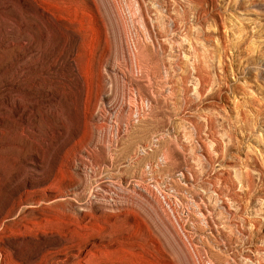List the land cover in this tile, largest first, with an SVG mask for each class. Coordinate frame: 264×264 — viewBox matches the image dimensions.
<instances>
[{"label":"rangeland","instance_id":"rangeland-1","mask_svg":"<svg viewBox=\"0 0 264 264\" xmlns=\"http://www.w3.org/2000/svg\"><path fill=\"white\" fill-rule=\"evenodd\" d=\"M40 7H71L75 23ZM17 76L42 110L24 125L12 114ZM82 213L96 235L129 228L106 213L143 220L129 228L137 253L119 264H264V0H0L3 264H27L29 239L56 242L45 219L65 233Z\"/></svg>","mask_w":264,"mask_h":264},{"label":"bare ground","instance_id":"bare-ground-1","mask_svg":"<svg viewBox=\"0 0 264 264\" xmlns=\"http://www.w3.org/2000/svg\"><path fill=\"white\" fill-rule=\"evenodd\" d=\"M45 1V0H44ZM50 2H51V0H50ZM63 2V1H62ZM64 2H67V1H64ZM54 3H56V2H54ZM58 3H59V0H58ZM50 4V3H49ZM54 5V4H53ZM63 5V4H62ZM35 6V5H34ZM40 6V5H39ZM49 6V5H48ZM47 6V7H48ZM51 6V5H50ZM58 6V5H57ZM71 6V5H70ZM73 6V5H72ZM33 7V6H32ZM32 7H31V9H32ZM53 7V6H52ZM55 7H56V4H55ZM58 7H60V5L58 6ZM63 7H64V5H63ZM67 7V6H66ZM74 7V6H73ZM41 9H43L44 7H40ZM30 9V10H31ZM36 9V8H35ZM39 9V8H38ZM44 9H46V8H44ZM74 9H76V8H74ZM29 10V9H28ZM32 10H34V9H32ZM37 10V9H36ZM78 10V9H77ZM81 10V9H80ZM43 11H45V10H43ZM42 11V12H43ZM88 11H90V10H88ZM28 13H29V11H28ZM27 13V14H28ZM31 13V12H30ZM45 13H47V14H49V15H51V17H52V19H55V21L58 19L59 21H60V19L59 18H62L63 19V21L65 20L67 23H73L76 19H75V17L73 18V15H74V10L72 9L71 10V7H70V9L68 8V9H66L65 10V13H59V15L60 16H58V14H56V12L55 11H52V10H50V9H46V11H45ZM44 13V14H45ZM58 13V12H57ZM32 14H33V12H32ZM83 14H84V12H83ZM88 14V13H87ZM30 15V14H29ZM37 14H35V16H36ZM40 15H41V13H40ZM31 16H33V15H31ZM42 16V15H41ZM44 16V15H43ZM42 16V17H43ZM57 16L59 17V18H57ZM50 17V16H49ZM39 18V17H38ZM37 18V19H38ZM41 18V17H40ZM77 18H79V17H77ZM31 19V18H30ZM42 19V18H41ZM46 19H47V16H46ZM45 19V20H46ZM51 19V18H50ZM80 19V18H79ZM79 19H78V21H79ZM44 20V21H45ZM49 20V19H48ZM25 21V20H24ZM42 22H43V20H41ZM17 22V21H16ZM21 22V21H20ZM27 22V21H26ZM25 22V23H26ZM30 22V24H29V31L27 32V31H25V32H27V34L29 35V42H31V44H34V42H33V40H34V38H36V37H38V36H36V32H38V31H35V28L36 27H39V25H40V23H38L36 20H31V21H29ZM40 22V21H39ZM58 22V21H57ZM18 23V22H17ZM50 23V22H49ZM56 23V22H55ZM75 23V22H74ZM54 24V23H53ZM52 24V25H53ZM65 24V23H64ZM16 25V24H15ZM19 25V24H18ZM17 25V26H18ZM28 24L26 23V25L25 26H27ZM48 25V24H47ZM56 25V24H55ZM59 26H60V24H58ZM43 26V25H42ZM64 26V25H63ZM23 27V26H22ZM21 27V28H22ZM44 27V26H43ZM52 27V26H51ZM72 27V26H71ZM16 28V27H15ZM14 28V29H15ZM39 28H41V26L39 27ZM38 28V29H39ZM45 28H47V27H45ZM44 28V29H45ZM48 28H49V26H48ZM57 28H60V27H57ZM64 28V27H63ZM66 28V27H65ZM27 29V28H26ZM25 29V30H26ZM53 29V28H52ZM75 29V28H74ZM22 30H24L23 28H22ZM40 30V29H39ZM49 30H50V28H49ZM61 30H62V28H61ZM70 31V27L69 26H67V28H66V30H64V31ZM71 30H73V29H71ZM77 30V29H76ZM78 30H79V28H78ZM18 31V30H17ZM44 31V30H43ZM53 31V30H52ZM57 31V30H56ZM55 31V32H56ZM63 31V32H64ZM67 31V32H68ZM44 32H46V31H44ZM70 32H73V31H70ZM20 33V32H19ZM43 33V32H42ZM47 33V32H46ZM48 33H50L51 34V32L49 31ZM54 33V32H53ZM59 33H60V31H59ZM69 33V32H68ZM17 34V33H16ZM21 34H23V33H21ZM26 34V35H27ZM45 34V33H44ZM76 34V33H75ZM15 35V34H14ZM37 35H39V34H37ZM49 35V34H48ZM79 35V34H78ZM20 36V35H19ZM19 36H17L18 37V39H20L19 38ZM23 36H24V34H23ZM76 36V35H75ZM16 37V38H17ZM74 37V36H73ZM78 37V36H77ZM13 38H15V37H13ZM40 38H42V37H40ZM25 39V38H24ZM24 39H20V40H24ZM27 39V38H26ZM25 39V40H26ZM37 39V38H36ZM45 38H43V40H44ZM47 39V38H46ZM28 40V39H27ZM27 40L25 41V42H27ZM39 40V39H38ZM45 41V40H44ZM12 42H13V39H12ZM42 42V41H41ZM14 43V42H13ZM35 43H36V41H35ZM15 44H16V42H15ZM20 44V43H19ZM30 44V43H29ZM38 44V43H37ZM36 44V45H37ZM24 45V44H23ZM27 45V44H26ZM39 45V44H38ZM15 46V45H14ZM17 46V45H16ZM33 46V45H32ZM16 48H18V47H16ZM29 48H31V46L29 47ZM28 48V49H29ZM33 49L35 50L36 48L35 47H33ZM72 55V54H71ZM23 58V57H22ZM22 61V60H21ZM69 62V61H68ZM25 63V62H24ZM16 64V63H15ZM18 65V64H17ZM19 66V65H18ZM26 66V65H25ZM24 68V67H23ZM24 70V69H23ZM21 71V70H20ZM27 71V70H26ZM30 71V70H29ZM15 72V71H14ZM18 72V71H17ZM23 72V71H22ZM20 73V72H19ZM42 73V72H41ZM15 74H17V73H15ZM21 74V73H20ZM25 74V73H24ZM24 74H22L23 76H24ZM36 74V73H35ZM19 75V74H18ZM29 75H30V73H29ZM28 75V76H29ZM32 75H34V74H32ZM36 76H37V74H36ZM39 76V75H38ZM30 77H31V75H30ZM40 77V76H39ZM13 78H15L14 79V82H13V84H14V93H13V112L14 113H12V114H14L15 116H17L16 118H17V120H22L23 121V123H22V125H24V122H25V120L26 119H28V116H30L29 115V113L30 112H32L33 110H35V108H38V107H40L38 104V107L36 106V102L33 104V106H31V105H29V103L28 102H30L31 101V99H29L30 97H29V93H27V92H25V90L24 91H21L20 90V82H22L21 80H20V77L19 76H17V77H13ZM25 78V77H24ZM35 78H37V77H35ZM46 78V77H45ZM45 78L43 77V79H42V81H44L45 82ZM29 79V78H28ZM38 79V78H37ZM49 79V78H48ZM24 80H26L27 81V79H24ZM30 80V79H29ZM28 80V81H29ZM35 81V80H34ZM39 81V80H38ZM42 81H41V83H42ZM33 82V81H32ZM36 82V81H35ZM49 83V82H48ZM30 84V83H29ZM28 84V85H29ZM36 84V83H35ZM35 84H33V86L35 85ZM44 84V83H43ZM45 84H47L46 82H45ZM24 85H25V83H24ZM30 85H32V84H30ZM36 85H40L39 84V82H38V84H36ZM44 86V85H43ZM23 87V86H22ZM28 87V86H27ZM36 87V86H35ZM35 87H33V88H35ZM29 88V87H28ZM30 89H31V87H30ZM27 91V90H26ZM32 91V90H31ZM28 98V99H27ZM12 99V98H11ZM29 100V101H28ZM37 100V99H36ZM38 101V100H37ZM40 101V100H39ZM42 102V101H41ZM31 103V102H30ZM41 105V104H40ZM31 107H33V108H31ZM8 109H12L11 107L10 108H8ZM39 109V108H38ZM39 110H41V109H39ZM36 111V110H35ZM42 111V110H41ZM40 112V111H39ZM38 112V113H39ZM34 113V112H33ZM42 113V112H41ZM41 116V115H40ZM85 117V116H84ZM30 118H31V116H30ZM29 118V119H30ZM17 122H19V121H17ZM26 124V123H25ZM65 125V124H64ZM25 129H26V127H25ZM59 130H61V128H59ZM62 131V130H61ZM61 131H59V132H61ZM23 132V131H22ZM25 134V133H24ZM22 135V134H21ZM23 136V138H24V136L25 135H22ZM27 136H28V134H27ZM30 136V135H29ZM26 137V136H25ZM84 156V152H83V154H81V156H80V158L81 157H83ZM82 159V158H81ZM146 186V185H145ZM144 193L142 192L141 193V195L143 194V195H145L148 199H150V206H152V204H155V203H157V205L159 204V199H161V198H158V195L149 187V188H146V187H144ZM138 193V192H137ZM140 193V192H139ZM61 195V194H60ZM59 195V196H60ZM100 195V194H99ZM145 197V198H146ZM147 199V200H148ZM92 201L91 200H89V203H91ZM148 202V201H147ZM148 202V203H149ZM151 202H153V203H151ZM155 206H153V208H154ZM158 208V207H157ZM155 209V208H154ZM13 210V209H12ZM130 211V210H129ZM132 211V210H131ZM130 211V212H131ZM96 213V212H95ZM104 213V212H103ZM132 213H133V211H132ZM102 214V213H101ZM82 215L83 216H81L82 217V220H81V224H83V225H79L77 222H79V218H78V216L76 217V219L75 218H72L71 216H68L67 215V221H65V223L68 225V224H70L71 226L68 228V229H66L67 231L64 233V231L63 230H61L58 226H55L54 224H56L57 223V221L56 220H58V219H56L55 217L56 216H52V217H48L49 219H45L48 223H50L51 225H49L48 226V228L47 229H50V230H43V231H50V232H52V234H53V237L56 239V242L54 243V242H51L50 243V239L49 240H46L45 241V243L43 244V245H41V242L39 243V245H37L39 248L37 249L36 248V244H37V240L36 239H29L30 241H29V244H30V247H29V256H28V263L27 264H45V262H46V264H119V262L121 263V260H122V258L124 257V256H127L129 253H134V251H132L133 250V248H134V246L137 244L138 245V237L139 236H141V235H139V232H137L136 231V229L134 230V229H129L131 226H133L134 224H139L140 222H142L143 220H141V218H138V217H135V216H133V215H127V214H124V213H122L121 215H122V217L123 218H121V217H119V215H117V214H105L104 216H105V220H104V222H109V223H111V224H116L117 222H119V223H122V224H124V225H126L127 224V226L129 227L128 228V230H124V231H120V230H116V229H105L104 231H103V233H99V234H95V233H91L90 231L91 230H87L88 228H86V227H84V223L85 222H88L89 220H90V218H91V216L89 215V213L88 214H86V213H82ZM103 215V214H102ZM51 216V215H50ZM96 216V215H95ZM144 216V215H143ZM37 217V216H36ZM42 217V216H41ZM46 217V216H45ZM57 217H58V215H57ZM140 217H142V214L140 215ZM35 218V217H34ZM34 218H32V219H34ZM78 218V219H77ZM97 218V217H96ZM98 218H99V216H98ZM146 218H147V216H146ZM162 219H160V220H162L165 224H166V226H167V224H168V222H167V215L166 216H162L161 217ZM28 220V221H30L32 224H30V223H27L26 224V226H25V228L26 229H28V230H30L31 228H34V230L37 228L35 225H37V224H39L38 223V219L37 218H35V220ZM101 219V218H100ZM100 219H98V220H100ZM142 219H143V217H142ZM145 219V218H144ZM147 219H149V218H147ZM147 219H146V222H148L147 221ZM42 221H44L43 219H41ZM75 220H77V222L75 221ZM158 220V219H157ZM159 220V221H160ZM97 221V220H96ZM103 222V223H104ZM151 222V221H150ZM161 222V221H160ZM97 223V222H96ZM98 223H100V222H98ZM106 223H104V224H106ZM180 223V222H179ZM41 224V223H40ZM101 224V223H100ZM148 224V223H147ZM43 225H46V223H44ZM60 225V224H59ZM66 225V226H67ZM92 225V224H91ZM150 225V224H149ZM152 225H154V224H152ZM42 226V225H41ZM40 226V227H41ZM66 226H65V228H66ZM87 226H88V224H87ZM47 227V226H46ZM92 227V226H91ZM97 227V226H96ZM114 227V226H113ZM148 227V226H147ZM167 227H169V225L167 226ZM43 228H45L44 226H43ZM102 228V227H101ZM115 228V227H114ZM123 228V227H122ZM151 229V230H153V227L151 228V226H149L148 227V229ZM90 229V228H89ZM96 230V229H95ZM139 230V229H138ZM42 231V230H41ZM97 231V230H96ZM144 231V230H143ZM155 231H157V230H153V232H155ZM167 231L169 232V234L173 237V239L175 240V242H176V245H178V247H180V249H182V250H184L183 252H185V251H187V250H189V246H188V242H187V240L185 239V237H187V236H184L180 231H179V229L178 228H176V227H174L173 229H172V231H173V234H171V232L167 229ZM99 232V231H98ZM167 232V233H168ZM43 233V232H42ZM144 233V232H143ZM156 233V232H155ZM159 233V232H158ZM158 233H156L155 235H158ZM45 234H48V233H45ZM51 234V235H52ZM145 234V233H144ZM149 234V233H148ZM161 234V233H160ZM159 234V235H160ZM168 234V235H169ZM187 235V234H186ZM146 236V235H145ZM52 237V236H51ZM83 237H87L89 240H85L86 242L82 245V243H78V242H74V239H76V238H83ZM171 237V238H172ZM146 238V237H145ZM162 238V237H161ZM52 239V238H51ZM54 239V240H55ZM86 239V238H85ZM146 239H148V244L150 245V244H157V243H159V237H158V239L156 238V236H154L153 235V233H152V231H150V235L148 236V238H146ZM170 239V238H169ZM53 240V239H52ZM83 242H84V240H83ZM50 245H55L56 246V249H50ZM140 245V244H139ZM164 245V244H163ZM163 245H161L162 247H164ZM142 246V245H141ZM67 248H70V251H68V252H64V250L65 249H67ZM151 249V248H150ZM165 250V252H166V248L164 249ZM136 251H138V250H136ZM148 251V250H147ZM146 251V252H147ZM182 252V251H181ZM182 252V253H183ZM188 252V251H187ZM135 253H137V252H135ZM134 253V254H135ZM138 253H140V252H138ZM153 254V253H152ZM186 255H187V253H185ZM130 256V255H129ZM153 256V255H152ZM169 256V255H168ZM122 257V258H121ZM128 257V256H127ZM187 257V256H186ZM129 260H130V258H128ZM128 259H127V261H128ZM124 260V259H123ZM3 261H4V256L0 253V264H3ZM119 261V262H118ZM125 261V260H124ZM185 262L186 261H184L183 262V264H185ZM124 264V263H123Z\"/></svg>","mask_w":264,"mask_h":264}]
</instances>
